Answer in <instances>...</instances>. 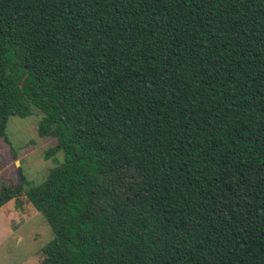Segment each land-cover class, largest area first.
I'll return each mask as SVG.
<instances>
[{
	"label": "trees",
	"instance_id": "16d2710c",
	"mask_svg": "<svg viewBox=\"0 0 264 264\" xmlns=\"http://www.w3.org/2000/svg\"><path fill=\"white\" fill-rule=\"evenodd\" d=\"M33 110L40 264H264V0H0V139Z\"/></svg>",
	"mask_w": 264,
	"mask_h": 264
},
{
	"label": "rangeland",
	"instance_id": "374dc122",
	"mask_svg": "<svg viewBox=\"0 0 264 264\" xmlns=\"http://www.w3.org/2000/svg\"><path fill=\"white\" fill-rule=\"evenodd\" d=\"M39 119L40 114L34 110L24 119L11 117L5 137L0 139V183L16 184L18 170L29 183L18 199L0 208V264H40L43 248L54 237L46 220L24 194L28 188L40 185L49 170L62 161L61 153L44 158L55 141L38 136Z\"/></svg>",
	"mask_w": 264,
	"mask_h": 264
},
{
	"label": "water",
	"instance_id": "95a60500",
	"mask_svg": "<svg viewBox=\"0 0 264 264\" xmlns=\"http://www.w3.org/2000/svg\"><path fill=\"white\" fill-rule=\"evenodd\" d=\"M18 173H19V175H20V170H18Z\"/></svg>",
	"mask_w": 264,
	"mask_h": 264
}]
</instances>
